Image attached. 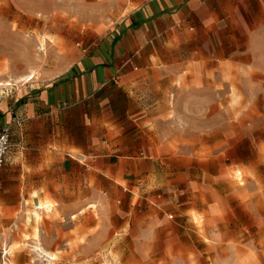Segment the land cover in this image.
Wrapping results in <instances>:
<instances>
[{"label": "rangeland", "instance_id": "rangeland-1", "mask_svg": "<svg viewBox=\"0 0 264 264\" xmlns=\"http://www.w3.org/2000/svg\"><path fill=\"white\" fill-rule=\"evenodd\" d=\"M85 1L0 0V82L12 81L0 103L92 51L111 7ZM257 49L241 56L261 69L183 64L179 84L150 88V115L179 133L162 124L163 134L138 135L137 156L166 163L145 168L132 199H114L86 163L82 181L58 168L32 180L3 171L0 264H264V43Z\"/></svg>", "mask_w": 264, "mask_h": 264}, {"label": "crops", "instance_id": "crops-1", "mask_svg": "<svg viewBox=\"0 0 264 264\" xmlns=\"http://www.w3.org/2000/svg\"><path fill=\"white\" fill-rule=\"evenodd\" d=\"M85 2L111 7L98 17L92 51L75 56L56 75L25 81L10 104L0 103V129L9 126L12 136L2 172L19 170L32 180L58 168L82 181L86 163L89 177L109 183L114 199H132L148 176L145 168L166 163L154 155L138 157L144 150L138 135L152 127L163 134L162 124L179 133L173 120L150 115L147 92L153 87L165 93L179 84L183 64L192 69V63L213 66L217 60L239 70L261 69L243 57L261 52L264 0Z\"/></svg>", "mask_w": 264, "mask_h": 264}, {"label": "built area", "instance_id": "built-area-1", "mask_svg": "<svg viewBox=\"0 0 264 264\" xmlns=\"http://www.w3.org/2000/svg\"><path fill=\"white\" fill-rule=\"evenodd\" d=\"M84 51H86V49ZM11 137V129L9 126L0 129V176L11 149Z\"/></svg>", "mask_w": 264, "mask_h": 264}, {"label": "bare ground", "instance_id": "bare-ground-1", "mask_svg": "<svg viewBox=\"0 0 264 264\" xmlns=\"http://www.w3.org/2000/svg\"><path fill=\"white\" fill-rule=\"evenodd\" d=\"M35 75H32V76H30V74H28V76L26 77V78H28V79H31L32 77H34ZM12 84V81H9V80H7V81H5V82H0V85L1 86H6V85H11ZM48 206V205H47ZM46 206V207H47ZM40 209H43L44 207H45V204H43V202L41 203L40 202V205L38 206ZM37 207V208H38ZM39 251L41 252V253H43V254H49L50 256H52L53 254H51V253H49V252H47L44 248H42V247H39ZM48 256V255H47Z\"/></svg>", "mask_w": 264, "mask_h": 264}]
</instances>
